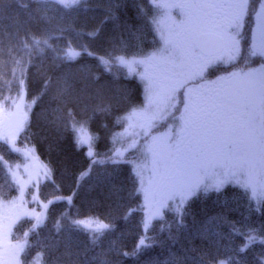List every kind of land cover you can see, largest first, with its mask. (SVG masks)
<instances>
[{"label": "snow or ice", "instance_id": "1", "mask_svg": "<svg viewBox=\"0 0 264 264\" xmlns=\"http://www.w3.org/2000/svg\"><path fill=\"white\" fill-rule=\"evenodd\" d=\"M88 3L89 0H0V41L4 38L11 41L21 29H28L22 38L24 54L13 56L12 79L3 81V76H0V81L8 84L10 91L13 81L18 82L16 95L4 98V103L11 100L14 110L5 111L0 106V143H7L17 150V138L29 131L33 106L51 87L52 79L46 77L38 96L33 97L30 103L25 102L27 72L35 56L43 58L51 53L53 64L59 67L87 55L103 65L105 71L119 65L127 67L130 74L135 72L137 66L143 65L145 71L140 77L145 81L147 103L143 109L133 110L126 117L129 129L139 127L143 136L148 137L157 120L163 121L173 115L170 110L176 109V94L184 89L180 101L183 105L180 127L174 136L168 133L152 135L151 141L146 144L150 160L137 164L134 169L140 185L138 191L144 193L149 204L155 202L164 206L166 200L179 196L180 207L198 190L214 188L219 191L226 184L250 190L252 198L264 201V71L249 69L247 72H233L218 81L190 86L195 81L203 80L204 72L213 62L225 57L229 61L236 58L240 51L239 29L244 26L248 16L256 22L249 55L264 57V0H151L153 7L159 10V18L154 17L153 24L160 34L163 47L140 59H127L124 55L113 56L111 53L100 56L86 44L76 42L81 33L76 32L70 24H62L64 15L57 17L56 13ZM8 9H13L14 15H6ZM170 9H179L182 19L178 22L172 20ZM107 11L111 13L110 8ZM6 20L9 21L7 25ZM32 25L41 26V35L31 32ZM98 32L97 28L86 35L94 38ZM68 33H74V36L66 35ZM62 39L67 43L60 46ZM54 40L56 44L52 42ZM24 56H27L26 60ZM59 83L57 98L64 102L65 94L70 95L71 84L67 76L59 78ZM98 109L104 110L99 106ZM60 110L58 107L53 111ZM68 115L72 117L71 110ZM56 119L59 121L60 117ZM70 122L76 133L78 148L87 146L86 155L92 159V164L104 163L94 158L93 137L86 133L84 127L87 122L76 121L74 117ZM140 134L131 132L130 135L134 137ZM136 147L137 140L130 139L128 148L115 149L113 155L108 157L109 162H128L125 152ZM149 166L151 175L146 179L144 170ZM9 173L15 179L11 167ZM86 175L87 172L81 173V177ZM45 176H48L47 172ZM155 215H159V212L145 219V229ZM72 223L77 229L89 232L93 246L112 227L92 217L74 219ZM59 224L57 221L58 229ZM0 228L10 235L12 224L0 225ZM233 231L237 230L234 228ZM149 239L142 237L136 251L150 247L147 243ZM257 242L264 245V233L252 228L245 234L244 243L238 251L243 253ZM16 248L22 251L24 245H17ZM123 255L130 254L125 252ZM96 260L97 264H110L101 257H96ZM43 264L48 262L44 261ZM51 264H61L60 258L54 257ZM172 264L179 262L174 258ZM213 264L227 262L220 260Z\"/></svg>", "mask_w": 264, "mask_h": 264}, {"label": "trees", "instance_id": "2", "mask_svg": "<svg viewBox=\"0 0 264 264\" xmlns=\"http://www.w3.org/2000/svg\"><path fill=\"white\" fill-rule=\"evenodd\" d=\"M84 6L89 13L88 17L79 18V27H73L76 32L81 33L76 42L86 44L100 56H107L109 53L113 56L127 54L130 44L124 26L151 21L155 13L149 0H122L107 7H98L89 2L80 7ZM109 8L111 13L107 11ZM6 15H14V10L8 9ZM5 24H9V21L6 20ZM254 25L255 21L251 16L245 18L238 37L239 44L244 48L243 52L237 54L227 65L220 66L210 78L220 70L242 72L244 68L255 69L264 64V57L249 55ZM97 28L99 32L94 38L86 35ZM30 30L37 36L41 35V26L32 25ZM27 31V28L21 29L19 35L11 41L7 38L0 41V76H3V81L12 79L13 56L20 57L24 54L22 38ZM66 35L74 36V33ZM52 42L57 43L55 40ZM66 43L63 39L59 41L60 46ZM24 58L26 60L27 56ZM63 76L68 77L71 88L70 95L66 93L64 102H61L57 98V90L60 87L59 78ZM46 77H51V87L33 106L29 131L17 138V150H13L7 143H0V157L3 158L0 160V199L12 201L16 188L10 178L9 167L14 169L22 164L26 165L24 154L29 152L41 169L46 170L48 180L35 191L37 200H26L27 208L40 211L42 204L48 205L54 200L49 204L51 206L57 199L62 200L57 203L61 205L58 211L55 207L51 216L45 215L39 219L38 227L37 220L28 219L12 233L9 239L24 245L19 252V264H43L44 261L51 264L57 256L61 264H97L96 257L106 259L110 264H172L174 258L179 264H213L220 260L227 264H264V245L259 242L250 245L243 253L238 251L250 229L255 228L264 233V201L254 200L246 195L241 211L232 214L233 216L224 215L211 223L218 232H213L208 237L206 231L196 227L193 211L187 203L183 208L168 209L166 216L145 233L150 238L147 241L150 247L139 251H136L137 246L108 251L114 232L122 229L125 223L139 220L140 217L135 216L141 207L136 190L129 191L136 153L126 152L128 162L118 163L121 169L116 174L118 179L100 181L95 169L105 170L108 164H113L108 160L114 152L112 137L127 120V115L141 105L144 99L142 84L125 68L115 65L111 71H105L103 65L87 55L56 67L49 53L43 58L35 56L33 64L28 68L26 103L38 96ZM3 81H0V106L5 111H12L11 100L4 103V98L16 95L18 82L13 81L10 91L9 85ZM98 106L104 110H99ZM58 107L61 110L54 112ZM69 110L76 121L87 122L84 127L86 133L93 137L94 158L104 163L92 164V159L86 155L87 146L78 148ZM57 116L60 117L59 121ZM83 172H87V175L81 177ZM209 190L200 189L193 198L194 204L200 207L210 206ZM130 209L133 211L128 214ZM89 217L112 226L95 246L90 243L89 232L77 229L72 223L74 219L86 220ZM57 221L60 222L59 229ZM234 228L236 232L233 231ZM25 233L28 235L25 236ZM194 243L204 244L203 250H212L211 256L204 259L205 262L188 261L190 254L187 253ZM125 252L130 255H123Z\"/></svg>", "mask_w": 264, "mask_h": 264}, {"label": "rangeland", "instance_id": "3", "mask_svg": "<svg viewBox=\"0 0 264 264\" xmlns=\"http://www.w3.org/2000/svg\"><path fill=\"white\" fill-rule=\"evenodd\" d=\"M120 1L122 0H89L90 4H95L98 7L114 6ZM149 2L152 5L151 0H149ZM86 9L87 7L84 6L82 8H74L67 12H64V10H60V12H57L56 15L57 17H59L61 14L64 15V20L61 22L62 24H70L72 27H79V25L77 24V22L79 23V18L81 16H83V18L88 17L89 12ZM169 14L171 16V19L174 21L178 22L180 19H182L179 9H170ZM154 17L159 18V10H157L156 8ZM153 18L151 19V21L140 20L142 22L124 26L127 39L130 44L128 53L124 55L127 59H140L163 47V41L161 40L156 26L153 24ZM255 27L256 22L254 25V29ZM239 48V53L243 52L244 48L242 49V45L239 44ZM230 62L231 61H229L226 57L224 59L213 62L204 72L203 80L195 81L190 86H194L198 83L218 81L221 77H228L231 73L234 72V70L232 72L231 69H229V71L220 70L217 75L210 78L211 75H213L220 66H222L223 64L227 65ZM123 68H125L129 73L127 67ZM255 69L264 71V64L262 63L256 66ZM144 71V66L139 65L136 67L135 72L131 74L129 73L130 75L134 76L142 84L143 87L142 94L144 95V99L141 105L133 109L137 111L143 109L147 103L145 94V81H143L140 77V74ZM247 71L248 68H244L242 72ZM183 92L184 89H181L180 92L176 94L177 99L174 101V103L176 104V109H179V111H177L176 109H171L170 111H172L173 113L172 116H169L166 120L163 121L157 120L155 122V126L151 128L150 135L148 137L143 136L142 130L139 127L129 129V121L125 120L123 125L116 131L115 135L112 137L111 146H114L112 151H115V149H127L130 139H136L137 147L135 149L126 151L136 153V158L133 164L134 169L137 164L144 163L146 160H150V156H148L146 152V144L151 141V136H159L164 133H168L170 136H174L176 130L180 127L181 121L179 117L180 112L183 110V105L180 101L183 99ZM126 129H128L127 132ZM131 132H140L141 134L139 136L133 137L130 135ZM30 154L31 153L29 152L24 154L26 159L24 163H26V165L23 166L22 164L12 169V171L15 172V179H13L12 175L10 174V178L16 188L15 196L11 201L12 203L8 202L5 199H0V225L12 224L10 235L6 234L5 231L0 228V259L2 260L0 264H19L20 251H17L16 246L21 245V243L11 241L9 238L10 236H12V233L15 232L18 226H20V224L24 223V221L28 219L36 221L37 217L41 219L44 218L45 215L51 216V214L53 213L52 210H54L55 207V210L57 211L61 207V205H57V203L62 202V200L59 198L57 199L58 201L56 200L54 205H49L52 204L54 200H51V203H47L48 205L42 204V206H40V211L27 208V201L37 200L35 191L38 189L40 184L44 185V183L48 180V177L45 176L46 170L41 169L39 164L35 162L34 156ZM104 169L105 170L95 169V174L100 179V181L104 179H110L109 181L118 179L116 174L121 172L119 164H108ZM134 169H132L133 177H131V186L129 188V191L134 192V190H136L139 201L141 202V207L137 211L135 216L139 215L140 217L139 220L132 221L131 223H125V226L122 229L114 232V234L112 235V242L109 243V248L107 249L110 252L120 250L122 247L134 248L138 245L142 237H146L145 233L148 232V230L153 227L158 220H161L166 216L168 209H173L174 207L175 209L183 208L187 203H189V206L193 211L196 227L201 228L204 232L206 231L208 237L213 232H218L216 231V228L211 225V223L220 220L224 217V215L233 216L232 214L235 215L238 211H241L245 204L244 195L252 198V193L250 190L245 191L238 186L226 184L221 187L219 191H216L214 188L208 191L211 196V204H209L210 206L200 207V205L194 204L193 198L197 193H199L200 190H198L195 195L184 201L183 205L180 207H178V205H180L179 196L175 197L174 199L166 200L164 206H160L155 202L149 204V202L145 199L144 193L138 191L140 185L138 177L135 175ZM144 175L146 179L151 175L150 166L144 170ZM134 182L135 184H133ZM21 189H23V193H21ZM157 199H159V197ZM157 211L159 212V215H155L154 218L150 220L148 228L145 229V219H147L150 215L156 213ZM18 223L19 225H17ZM199 238L206 239L204 237ZM196 243L192 245V248L187 253L190 254L188 255V261L205 262L204 259H207L211 256L212 250H203L204 244L195 245Z\"/></svg>", "mask_w": 264, "mask_h": 264}]
</instances>
